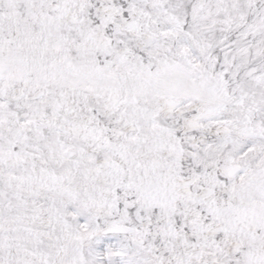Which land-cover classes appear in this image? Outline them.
<instances>
[{"label":"snow or ice","instance_id":"snow-or-ice-1","mask_svg":"<svg viewBox=\"0 0 264 264\" xmlns=\"http://www.w3.org/2000/svg\"><path fill=\"white\" fill-rule=\"evenodd\" d=\"M0 264H264V0H0Z\"/></svg>","mask_w":264,"mask_h":264}]
</instances>
